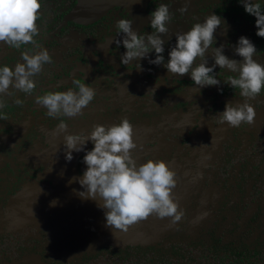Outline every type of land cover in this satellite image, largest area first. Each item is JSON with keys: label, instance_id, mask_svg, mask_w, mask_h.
<instances>
[{"label": "flooded vegetation", "instance_id": "af4514ba", "mask_svg": "<svg viewBox=\"0 0 264 264\" xmlns=\"http://www.w3.org/2000/svg\"><path fill=\"white\" fill-rule=\"evenodd\" d=\"M39 2V35L34 37V43L12 47L0 42V66L7 65L13 70L16 63H23L21 56L25 52L32 54L43 48L51 57V63L34 77L36 87L30 93L10 87L12 95L0 97L3 103L0 107V264H10L12 247L30 248L47 242L45 232L49 228L39 223L42 219L29 220L18 215L26 211L19 206L26 203L25 199L41 208L52 205L60 209L63 204L68 215L80 220V226L84 225L81 216L91 219L78 207L91 209L96 201L79 197L77 193L83 189L73 180L86 171L85 152H73V160L66 162V135L88 136L94 125L108 127L126 118L133 126V141L137 145L133 155L137 165L147 159L170 162L173 171L184 172L180 177L183 182L189 179L191 170L193 173L201 170L219 153L220 135L231 128L218 120L226 104L249 103L256 115L252 124L246 123L247 130L253 134V141L264 135V88L254 99L242 97L237 89L225 83L237 74L217 67L215 75L221 81L220 86L201 89L192 83L190 75L172 76L163 65L150 64L155 53L124 65L120 58L126 50L122 42L112 40L122 34L116 28L120 19L118 8L114 6L94 20L97 24H88L89 21L81 23L73 16L74 11L70 12L76 0L74 5L68 0ZM160 4H166L173 13L168 33L161 35L165 63L168 52L175 46L176 35L186 33L194 23H203L205 16L215 13L222 17L227 31L217 28L216 43L211 47L224 45V55L240 60L234 55V46L244 36L257 49L253 59L264 64V38L256 36L255 18L244 12L242 0L157 1L149 5L148 12L144 11L147 20L138 35L155 31L150 26V14ZM185 7V12L179 11ZM136 63L143 70L135 69ZM213 63L209 57L207 66ZM79 84L96 91L94 100L81 115L49 117L47 109L36 103L37 97L48 93L78 91ZM16 100L22 103L17 104ZM61 120L67 124V130L57 133ZM93 147L89 142L86 151ZM255 149L248 147L250 153Z\"/></svg>", "mask_w": 264, "mask_h": 264}, {"label": "clouds", "instance_id": "9594fccd", "mask_svg": "<svg viewBox=\"0 0 264 264\" xmlns=\"http://www.w3.org/2000/svg\"><path fill=\"white\" fill-rule=\"evenodd\" d=\"M242 7L246 14L255 18L256 36L264 38V12L260 5L253 0H242ZM40 9L39 0H0V42L12 47L34 43V37L39 35L37 20ZM179 11L185 12L186 7ZM172 16L166 4L156 7L150 14V26L155 31L146 36L133 31L132 19H119L116 28L123 34L122 47L126 50L120 62L129 65L132 61L147 59L149 53H155V59L149 60L150 64L163 65L172 76L190 75L192 83L201 89L220 86L221 81L215 75V69L219 67L237 74L225 83L239 89L242 97L254 99L261 93L264 64L253 59L257 56V49L250 39L241 36L234 46V55L240 60L224 55V45L211 47L217 28L227 31L226 23L215 13L205 16L203 23H194L186 33L177 34L175 46L168 52L165 63L161 35L168 33ZM209 57L214 61L211 67L207 66ZM21 59L23 63H16L14 70L7 65L0 66V97L12 95L10 87L30 93L36 87L34 77L51 63L49 52L43 48L32 54L25 52ZM134 66L143 70L139 63ZM95 96L93 87L79 84L78 91L69 89L48 93L37 97L36 103L47 109L49 117H76ZM16 103L21 104L22 101L16 100ZM0 107H3L2 102ZM255 115V109L247 102L239 105L228 103L218 120L221 124L239 127L242 123L252 124ZM66 130L67 124L61 120L56 132ZM133 135L132 123L125 118L108 127L94 125L88 136L83 133L64 136L66 162L73 160V152H85L83 163L87 166L86 171L81 177L73 178L83 189L77 194L82 199L97 202V207L105 211L106 227L111 229L126 232L129 226L152 214L161 219L171 217L173 222L179 221L183 212L179 211V204L172 195L177 184L176 172L170 170L163 160L147 159L138 166L133 155L137 149ZM89 142L94 147L86 151Z\"/></svg>", "mask_w": 264, "mask_h": 264}, {"label": "trees", "instance_id": "16d2710c", "mask_svg": "<svg viewBox=\"0 0 264 264\" xmlns=\"http://www.w3.org/2000/svg\"><path fill=\"white\" fill-rule=\"evenodd\" d=\"M157 1L162 0H148L144 11L148 12L149 5ZM253 2L264 12V0ZM115 7L120 10V19L133 20L125 8ZM252 139L246 123L231 127L220 135L219 153L204 168L195 173L191 170L184 182L180 179L184 172L175 171L173 198L183 216L174 231H167L163 226L165 219L155 214L129 226L126 232L111 229L106 227L105 211L95 201L91 209L78 207L94 223L80 226V220L68 215L63 204L60 209L52 205L41 208L25 199L26 203L19 206L26 211L18 215L29 220L42 219L39 223L49 228L45 232L47 242L44 246L12 247L10 264H184L183 260L186 264H264V135L256 141ZM248 147L256 149L250 153ZM164 162L175 170L170 162ZM224 194L231 198L226 201H230L228 206L235 218L230 234L212 237L209 232V241L193 240L191 231L209 212V203ZM247 211L251 214L245 216ZM242 214L249 221L245 217L242 220ZM241 224L244 229L238 232Z\"/></svg>", "mask_w": 264, "mask_h": 264}, {"label": "rangeland", "instance_id": "374dc122", "mask_svg": "<svg viewBox=\"0 0 264 264\" xmlns=\"http://www.w3.org/2000/svg\"><path fill=\"white\" fill-rule=\"evenodd\" d=\"M173 194L174 192L172 193V195ZM228 198L231 199L228 195L224 194L220 198L213 200L212 203H209L211 204L209 212L202 218L201 221H199V224L196 225L195 231H191L193 240H202L205 242L209 241L213 236H222V233L230 234V231H232L234 226V223H232V221H235V218L232 217L231 207L228 206V203H230V201H226ZM250 214L251 211H247L245 216ZM236 216L237 215H235V217ZM245 216L244 214H242L241 219L244 220ZM81 219L84 221V225L86 226L94 225L93 221L87 217L81 216ZM164 219V221L167 222L166 224H163V226L166 227L165 229L167 231H174L176 222H173V218L168 217ZM245 221H249V219L245 217ZM239 228L240 229L238 230V232L244 229V226L241 224ZM209 232L212 233V237L208 235Z\"/></svg>", "mask_w": 264, "mask_h": 264}, {"label": "water", "instance_id": "95a60500", "mask_svg": "<svg viewBox=\"0 0 264 264\" xmlns=\"http://www.w3.org/2000/svg\"><path fill=\"white\" fill-rule=\"evenodd\" d=\"M77 5L73 16L81 23L94 21L102 17L114 6L125 8L133 17L132 29L138 33L139 29L146 22L144 7L148 0H76ZM123 34L115 36L112 40L115 43L122 42Z\"/></svg>", "mask_w": 264, "mask_h": 264}]
</instances>
